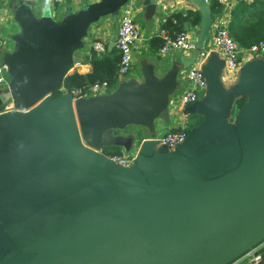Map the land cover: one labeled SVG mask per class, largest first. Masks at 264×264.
I'll list each match as a JSON object with an SVG mask.
<instances>
[{
  "label": "water",
  "instance_id": "water-1",
  "mask_svg": "<svg viewBox=\"0 0 264 264\" xmlns=\"http://www.w3.org/2000/svg\"><path fill=\"white\" fill-rule=\"evenodd\" d=\"M130 1H137L150 20L158 3L169 0H100L67 13L61 22L37 19L26 4L14 9L20 34L12 37L13 50L2 54L9 82L6 92L0 90V264H18L20 259L31 264L25 252L35 246L32 224L105 183L118 189L131 221L140 210L165 228L147 241L133 224L145 241L141 257L124 249L102 264H230L264 241V176L258 188L245 180L247 173H264V65L245 73L243 89L252 98L236 127L225 121L233 99L223 94L216 69L205 65V96L190 107L199 117L197 129L175 151L177 156L165 148L152 150L156 122L169 124V110L177 106L172 99L184 82L181 74L210 37L213 20L204 0H183L200 14L189 59L176 61L164 73L165 64H143L141 82L123 81L110 94L77 99L61 95L66 77L83 63L78 52L90 26L116 16ZM131 127L145 129L151 138L143 141L136 130L126 134ZM137 146L135 165L129 169L102 154L112 148L128 154ZM127 186L158 202L149 211L145 206L134 210L124 195ZM242 193L248 203L237 207ZM226 220L234 221L233 226L221 229Z\"/></svg>",
  "mask_w": 264,
  "mask_h": 264
},
{
  "label": "crops",
  "instance_id": "crops-1",
  "mask_svg": "<svg viewBox=\"0 0 264 264\" xmlns=\"http://www.w3.org/2000/svg\"><path fill=\"white\" fill-rule=\"evenodd\" d=\"M99 1L100 0H78L72 3L70 0H65L64 3L56 5L52 0H0L1 46H9L6 51L2 48L3 50L1 49V52H11L14 48L12 37L20 34V29L13 19L14 9L19 5H29L37 19L47 16L51 17L56 22H61L67 13H76L84 6ZM244 1L246 3H251V0ZM136 3L137 1L134 2L136 11L141 13L144 18L146 26L145 34L147 33L148 36L143 39L140 38L136 43V49L134 51V60L136 63L134 64L132 75L127 77L118 76L119 82L117 86L119 83L131 79L141 82L143 64H165V68L162 70V73H164L173 63L187 60L192 54V52L172 51L166 55H160L159 49L161 47L160 43L162 36H169L171 33L168 29L163 27L164 23L167 20H172L175 15L184 17L188 11L196 12L195 7L183 0L159 2L155 16L147 20L145 18V9ZM234 3L235 2H229L227 0V5L224 6V12L212 17L213 22L210 37L204 45V48L211 50L206 58V66L216 69L218 73V82L223 94L231 95V100L233 99L232 101L230 100L231 103L225 112V121L230 127L237 126L241 113L250 104L252 98V96L243 89L246 71L251 67L264 65V57H254L247 53L246 50L239 49L240 57L238 69L232 73L228 79L223 76V73H225L223 62L219 56V52L213 46L212 33L218 26L228 25L230 11ZM118 24L119 13L116 16L101 18L97 23L90 26L87 36L84 39V48L78 52V55L83 59V63L76 66L72 70V73L76 72L85 75L91 72L92 67L89 61L92 59L91 54L93 50L91 48L94 42H101L109 51L115 50L114 46L112 48L109 47L111 44L114 45ZM185 29L190 32L193 42L196 43L199 25H187ZM151 50L157 53V55L159 54V57H154ZM140 53H144V55L141 58H137L136 55ZM187 70L188 69L181 74V77L184 79L180 89L182 91L191 87L190 83L185 78ZM5 89V86H0V90L3 93L6 92ZM204 96V93H201L199 100L202 101ZM240 99H243L244 103L241 108H237L236 102ZM174 101L177 102L175 97L172 99V103ZM190 107L191 105L183 107L180 103H177L176 108L171 106L169 110V124L157 121L154 137L156 138L163 135L167 129L181 128L179 124L184 123L188 117H191L188 123L190 127L188 131L187 129L186 131L188 134L194 132L199 125L198 123L195 126L194 122H197L196 119L199 117L191 113ZM176 112L182 114L180 116H175L174 114ZM135 130L140 134L142 139L151 138L150 134L142 128H128L126 134L133 133ZM160 149V147L155 145L152 150L156 153ZM134 150L139 151L140 147L137 146ZM117 151H120V149H117ZM169 154L177 156L179 152H169ZM110 185L109 183H105L91 193L85 195L84 198L81 197L82 199L79 198L62 203L58 207L42 215L41 218L43 219H37L29 229L34 236L35 246L29 247L25 252L31 264H102L114 253L122 252L124 249H128L132 257L133 255L141 257V245L145 241L140 239L136 232L137 229L134 228L133 224L141 227L144 231L146 240L161 234L165 227L162 223L158 224L156 218L144 216L139 212L140 210H136L135 208L144 209L145 206L144 211H149L158 200L137 196L136 192L132 190V186L125 187L124 195L129 204L136 210L131 221L124 204L118 200V189ZM163 189L164 188H159V191L162 192ZM34 227L40 229L36 230ZM64 228L65 230H63ZM60 231H62L61 234H58ZM58 235L60 236L57 239L51 240ZM50 240L52 244L49 245ZM133 245H135V248ZM250 251L260 253L263 256L264 241ZM18 264H24V261L20 259ZM261 264H264V257H262Z\"/></svg>",
  "mask_w": 264,
  "mask_h": 264
},
{
  "label": "built area",
  "instance_id": "built-area-1",
  "mask_svg": "<svg viewBox=\"0 0 264 264\" xmlns=\"http://www.w3.org/2000/svg\"><path fill=\"white\" fill-rule=\"evenodd\" d=\"M65 0H52L56 5L64 3ZM72 3L78 0H70ZM211 0H204L205 4L210 3ZM262 1V0H257ZM217 2L223 6L227 5V0H217ZM135 10V4L133 1L128 2L119 10V24L117 35L114 41V48L119 54V61L117 64L118 76L128 75L136 63L134 60V51L136 49V43L138 41V32L134 22L133 13ZM163 44L159 49L161 55H166L172 51H180L190 53L195 49V43L191 38V34L188 31H184L176 35L174 38L169 36H162ZM212 41L214 48L219 52V56L223 62L224 72L230 75L238 69L240 50L233 39L229 36L226 25H220L212 33ZM1 37H0V86H7L9 82L8 68L4 64L1 52ZM92 50L97 54H102L105 51V46L96 41L92 45ZM211 50L203 48L200 52L194 64L185 73V78L191 87L184 90L180 98L175 96V99L181 105H189L199 101L200 94L206 91L207 81L204 74V66L206 65V58L210 54ZM247 53L254 57L264 56V41H260L252 45L246 50ZM113 90L109 88L106 81L96 82L89 85L83 90L68 91L64 88L61 90V94H70L73 99L87 98L94 96H101L112 93ZM13 112L12 109L8 110ZM188 133L184 129H178L176 131H167L159 137H154L151 141L160 148H165L168 152H175L181 145L184 144ZM145 139L143 141H148ZM133 153V154H132ZM138 151H132L128 154H113L106 156V159L113 165L129 169L135 165ZM262 255L250 251L242 257L234 260L230 264H261Z\"/></svg>",
  "mask_w": 264,
  "mask_h": 264
},
{
  "label": "trees",
  "instance_id": "trees-1",
  "mask_svg": "<svg viewBox=\"0 0 264 264\" xmlns=\"http://www.w3.org/2000/svg\"><path fill=\"white\" fill-rule=\"evenodd\" d=\"M235 2L230 11V20L227 25L229 36L233 39L240 50H247L252 45L264 41V0L251 1L246 3L243 0H228ZM210 14L212 17L222 14L224 6L219 4L217 0H211L209 3ZM200 24L199 12L188 11L184 17L175 15L172 20H167L163 27L168 29L170 38H174L181 32L186 31L185 27L198 26ZM162 46L163 40L160 43ZM91 61L89 64L92 67L90 73L82 75L76 72L67 76L64 81V88L68 91L83 90L89 85L96 82L106 81L111 90H114L119 82L117 74V64L119 54L117 50H108L105 48L104 53L97 54L92 51ZM59 94L54 93L57 97ZM244 103L243 99L237 100L236 107L241 108ZM200 123L194 122L195 126ZM112 154H120L114 150ZM264 257V255L262 256Z\"/></svg>",
  "mask_w": 264,
  "mask_h": 264
},
{
  "label": "rangeland",
  "instance_id": "rangeland-1",
  "mask_svg": "<svg viewBox=\"0 0 264 264\" xmlns=\"http://www.w3.org/2000/svg\"><path fill=\"white\" fill-rule=\"evenodd\" d=\"M133 18H134V22H135V25H136V28H137V32H138V40L140 39V38H146L148 35H147V33L145 34V31H146V26H145V22H144V18H143V16H142V14L141 13H139V12H137L136 11V6H135V10H134V13H133ZM9 46L8 45H2V48L6 51V49L8 48ZM2 49V50H3ZM116 50V49H115ZM152 51V50H151ZM135 54V53H134ZM134 54H133V56H134ZM160 54V53H159ZM159 54L157 55V53H154L153 51H152V55L155 57H159ZM144 55V53H140V54H138V55H136V57L137 58H141L142 56ZM161 55V54H160ZM262 57H264V56H262ZM261 57V58H262ZM134 71V70H133ZM133 71H131L128 75H126V76H124V77H127V76H131L132 75V73H133ZM224 75V78H226V79H228V77L230 76V74L229 73H227V72H225V73H223ZM181 93H182V90H180L178 93H177V98H180V95H181ZM203 93V92H202ZM61 95H63V94H61ZM203 96V95H202ZM190 119H191V117H188L187 119H186V121L184 122V123H180L179 124V126L181 127V128H184V129H187V131H188V129H189V121H190ZM196 120H198V118L196 119ZM132 128V127H131ZM130 128V129H131ZM114 150H117V149H114V148H112V149H106L103 153L106 155V156H108V155H112V152H115ZM120 154H127V153H124V152H122L121 150L120 151H118ZM133 154V153H132ZM262 172V171H261ZM256 173V174H253V175H249L248 173H247V175H246V178H245V180H247V181H249V182H251L252 184H253V187H256V188H258V186L260 185V183H261V177H263L264 176V173L262 174V173ZM262 174V176H260ZM261 178V179H260ZM237 183H239V182H237ZM253 189H255V188H252V190L251 191H254ZM248 200H249V197L247 196V195H245V193H242V195H237V207H239L240 206V204H241V201H242V203H248ZM245 205H242V207L244 208V209H246L247 208V206H245ZM243 209V210H244ZM233 222L234 221H228V220H226V221H223L222 223H221V229L224 227V226H229V227H231V226H233ZM227 228V227H226Z\"/></svg>",
  "mask_w": 264,
  "mask_h": 264
},
{
  "label": "bare ground",
  "instance_id": "bare-ground-1",
  "mask_svg": "<svg viewBox=\"0 0 264 264\" xmlns=\"http://www.w3.org/2000/svg\"><path fill=\"white\" fill-rule=\"evenodd\" d=\"M243 1H244V0H243ZM251 1H257V0H251ZM226 28H227V25H226ZM189 68H190V67H189ZM189 68H188V69H189ZM190 85H191V83H190ZM185 90H186V89H185ZM206 90H207V89H206ZM183 91H184V90H183ZM183 91H182V92H183ZM205 93H206V91L204 92V95H205ZM199 101H200V100H199ZM199 101H198V102H199ZM198 102H196V103H198ZM177 103H178V102H177ZM193 104H195V103H193ZM190 105H192V104L185 105V106H190ZM182 106H183V105H182ZM183 107H184V106H183ZM178 129H181V128H178ZM178 129H171V130H172V131H176V130H178ZM182 129H184V128H182ZM184 130L186 131V129H184ZM167 131H170V130L167 129ZM167 131H166V132H167ZM166 132H165V133H166ZM186 132H187V131H186ZM187 133H188V132H187ZM102 154H103L104 157L106 158V155H105L104 153H102ZM112 155H113V154H112ZM248 252H249V251H248ZM248 252H246V253H248ZM246 253H245V254H246ZM245 254H244V255H245ZM242 256H243V255H242ZM242 256H241V257H242ZM239 258H240V257H239Z\"/></svg>",
  "mask_w": 264,
  "mask_h": 264
}]
</instances>
